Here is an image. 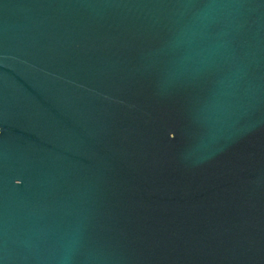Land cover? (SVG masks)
I'll return each instance as SVG.
<instances>
[{"label":"water","instance_id":"water-1","mask_svg":"<svg viewBox=\"0 0 264 264\" xmlns=\"http://www.w3.org/2000/svg\"><path fill=\"white\" fill-rule=\"evenodd\" d=\"M0 264H264V0H0Z\"/></svg>","mask_w":264,"mask_h":264}]
</instances>
